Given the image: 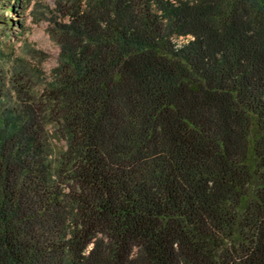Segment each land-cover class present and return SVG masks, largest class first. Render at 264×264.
<instances>
[{
	"label": "trees",
	"instance_id": "16d2710c",
	"mask_svg": "<svg viewBox=\"0 0 264 264\" xmlns=\"http://www.w3.org/2000/svg\"><path fill=\"white\" fill-rule=\"evenodd\" d=\"M56 2L50 75L0 66V264H264V0Z\"/></svg>",
	"mask_w": 264,
	"mask_h": 264
},
{
	"label": "rangeland",
	"instance_id": "374dc122",
	"mask_svg": "<svg viewBox=\"0 0 264 264\" xmlns=\"http://www.w3.org/2000/svg\"><path fill=\"white\" fill-rule=\"evenodd\" d=\"M4 1L8 0H0V66L8 71L18 56H24L50 75L59 52L51 29L54 19L63 17L57 0H29L11 8ZM4 16L10 23L4 22Z\"/></svg>",
	"mask_w": 264,
	"mask_h": 264
}]
</instances>
